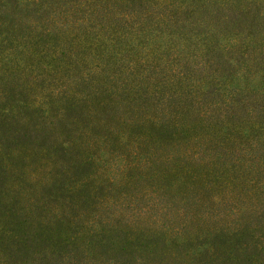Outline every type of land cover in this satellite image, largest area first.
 <instances>
[{
  "label": "trees",
  "instance_id": "obj_1",
  "mask_svg": "<svg viewBox=\"0 0 264 264\" xmlns=\"http://www.w3.org/2000/svg\"><path fill=\"white\" fill-rule=\"evenodd\" d=\"M249 14L264 18V0H0V184L16 177L0 188V264H264V60L238 26ZM132 28L147 44L196 39L201 64L174 55L161 74L158 48L138 56L123 40ZM22 140L55 190L13 210L21 180L4 148ZM91 144L137 158V197H179L182 223L98 208L115 190L78 173ZM48 196L75 218L45 209Z\"/></svg>",
  "mask_w": 264,
  "mask_h": 264
},
{
  "label": "rangeland",
  "instance_id": "obj_2",
  "mask_svg": "<svg viewBox=\"0 0 264 264\" xmlns=\"http://www.w3.org/2000/svg\"><path fill=\"white\" fill-rule=\"evenodd\" d=\"M252 5L253 4H251V7ZM224 14H226V12L216 13V17L222 15L224 16ZM249 15L251 18L249 17ZM249 15L245 19H243L242 20L243 22L241 21L238 26L240 29L241 27L242 28L248 27L246 25L248 24L253 28L252 29L253 35H251L250 41L255 42V44L259 45L260 50L263 49V52L262 51L261 52L264 60V18L258 17L259 15H253V14H249ZM201 20L203 24L204 23L211 24L209 15L202 16ZM168 29L169 26L167 27V30ZM132 32H130L128 36L125 37L123 40L126 43L132 41V44H134V48L136 49V51L133 52L135 55L139 56L142 53V51L146 48H150V49L153 47L158 48L157 52L155 53V57L149 58V64L150 67H154L160 70L161 74H167L170 72V70L176 69V66L173 64L174 55L178 57H182V55H186L187 56L186 60H188L189 64H193L194 67L198 63L201 64L199 62V60H202L201 57L199 56L201 54V51L199 50L200 48H202V43H199V41H197L196 39L185 40L183 38H180L179 34L177 38L175 36L169 37V35H167L165 32H162L160 36L155 37L154 41H151V44H147L141 40V37L140 39L136 37L138 34L135 33L134 28H132ZM221 40L222 39H220V41ZM137 43L139 44L137 45ZM222 44H224L223 41ZM257 51L258 50H253L252 48V51L248 49L247 53L251 52L252 54H254ZM193 52H196L197 55L196 57L191 59V54ZM149 56H151V54H149ZM39 65L40 64H38L37 66ZM248 66L251 71L250 76H253L254 77L253 80L256 81L258 63L253 60L247 59L246 67ZM56 76L57 75H55L54 77ZM198 110L199 108L190 106L189 115L190 116L198 115L197 114ZM54 134L55 132H51L49 135H47V137L45 136L46 140L48 139V141H50L51 138H53ZM12 146L11 147L15 151H12L10 146L8 148L7 146L4 148L5 154H7L6 156L11 160L8 169L9 171H12L14 168H16V170H19L16 176L20 178L21 183L20 185L17 184V188H18L17 191L19 192H16L15 194L16 197L13 196L12 199L15 200L16 203L13 202L11 208L13 210H23V208H26L29 205L31 200L36 199L33 195L40 196L43 194V192H45V189H47V191L49 192H53L55 190V187L51 186L52 181L45 179L43 174V165L46 166V164L48 163L45 161V159L42 160L36 157V152H33V148L30 145V143H28V141L26 140L18 141L17 144L13 143ZM16 152H18L21 156L19 157V154H16ZM107 152H108L107 146L99 147L98 144H91L90 147H88V154L85 156H88L91 159V163L93 164V166L90 170L82 169L81 172H78L79 174L82 172L88 173L87 175L92 174L93 180H91V182H94L95 184H99L100 186L103 187L104 186L110 187L115 190V192H112L110 195L107 196L106 199L107 201L105 202V204L98 208H100L101 210H113L126 217L133 218L138 222H145L149 226H152L155 223H159V221H162L165 224H169V226L174 225V222L176 221L182 223L183 219H181L180 221L177 217L175 219L174 213L172 212V210L174 211L182 210L181 208L182 204L179 197H174V199L168 202L166 206L164 205V203H160L159 201L157 204H154L152 200L150 201L141 200L139 197H137L138 193H135V191H133L134 188L133 184L135 181L137 182L138 180L132 181L130 177H128L127 175L128 169L129 170L137 169L138 167L137 158L129 159V156H124V155L122 156L121 154L110 155ZM23 155L25 158L21 162L20 159ZM56 158H59L58 154L56 155ZM36 160H39L41 163H39ZM12 178H14V181L12 180ZM15 178H16L15 176L13 177L9 176L8 178L5 177L3 182L0 184V188L3 184L5 187L8 186L9 184H13L14 182H16ZM30 178L32 181H27ZM31 182H33V184ZM130 183L131 186L128 187V184ZM237 185H238L237 188H239V184ZM242 185L247 186L246 189L250 188V186L245 184V182H242ZM251 192L252 190H249L247 191V194L249 193L251 194ZM260 195L257 196L255 195V197H258ZM250 198H253V194H251ZM46 200L48 202L45 203V207H44L45 209L56 210V208L58 207V210H67V215H69L71 219L75 218L76 212L72 211L71 209H66V208L61 209L58 204L49 202L50 200L49 196L48 198H46ZM0 201L2 203H9L6 202L5 200H0ZM231 209H233V207ZM98 212L100 213V215L103 216L106 215V213H104L103 211H98ZM78 213H79L78 217H80V215H82V210L79 211ZM1 264H13V263L3 262Z\"/></svg>",
  "mask_w": 264,
  "mask_h": 264
}]
</instances>
